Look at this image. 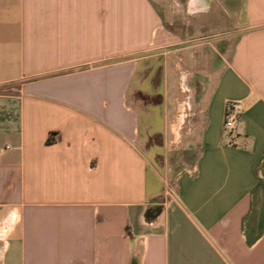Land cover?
<instances>
[{"label": "crops", "instance_id": "0c3cea01", "mask_svg": "<svg viewBox=\"0 0 264 264\" xmlns=\"http://www.w3.org/2000/svg\"><path fill=\"white\" fill-rule=\"evenodd\" d=\"M213 6L0 0V264H264V0Z\"/></svg>", "mask_w": 264, "mask_h": 264}, {"label": "rangeland", "instance_id": "374dc122", "mask_svg": "<svg viewBox=\"0 0 264 264\" xmlns=\"http://www.w3.org/2000/svg\"><path fill=\"white\" fill-rule=\"evenodd\" d=\"M160 9L167 29L179 36L192 38L195 36L210 33H224L225 36L230 32V20L223 15L219 7L213 6V10L207 11V3L211 0H151ZM215 2V1H214ZM224 16V18H222ZM217 23L216 27L207 26V23ZM227 37V36H226ZM195 158L188 154H182V160Z\"/></svg>", "mask_w": 264, "mask_h": 264}, {"label": "built area", "instance_id": "2783aa9c", "mask_svg": "<svg viewBox=\"0 0 264 264\" xmlns=\"http://www.w3.org/2000/svg\"><path fill=\"white\" fill-rule=\"evenodd\" d=\"M236 112L232 106H230L226 113L225 129L231 130L235 126Z\"/></svg>", "mask_w": 264, "mask_h": 264}, {"label": "trees", "instance_id": "16d2710c", "mask_svg": "<svg viewBox=\"0 0 264 264\" xmlns=\"http://www.w3.org/2000/svg\"><path fill=\"white\" fill-rule=\"evenodd\" d=\"M49 141V140H48Z\"/></svg>", "mask_w": 264, "mask_h": 264}]
</instances>
